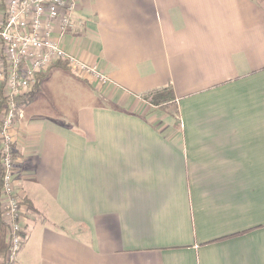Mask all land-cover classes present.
Returning <instances> with one entry per match:
<instances>
[{
  "label": "crops",
  "instance_id": "crops-1",
  "mask_svg": "<svg viewBox=\"0 0 264 264\" xmlns=\"http://www.w3.org/2000/svg\"><path fill=\"white\" fill-rule=\"evenodd\" d=\"M74 3L62 46L109 82L58 65L15 123V264H264V5Z\"/></svg>",
  "mask_w": 264,
  "mask_h": 264
},
{
  "label": "built area",
  "instance_id": "built-area-1",
  "mask_svg": "<svg viewBox=\"0 0 264 264\" xmlns=\"http://www.w3.org/2000/svg\"><path fill=\"white\" fill-rule=\"evenodd\" d=\"M74 10V0H0V207L7 226L6 264H15L26 238V208L16 190L17 157L12 134L23 116L19 101L32 92L42 75L58 65L97 83L99 88L109 82L96 66L86 64L62 46V40L74 28Z\"/></svg>",
  "mask_w": 264,
  "mask_h": 264
},
{
  "label": "trees",
  "instance_id": "trees-1",
  "mask_svg": "<svg viewBox=\"0 0 264 264\" xmlns=\"http://www.w3.org/2000/svg\"><path fill=\"white\" fill-rule=\"evenodd\" d=\"M257 1L264 5V0H257ZM41 81H42V78L40 77L38 79V83L35 86L33 92L30 95H28L27 102L31 101L37 94L38 87ZM142 100L147 105L154 107L157 110H162L163 112H165V110L170 107L176 108L175 97H174L171 87L151 91L143 95ZM19 103L21 102L19 101ZM2 176H3V169L0 163V206H1V198H2V195H1ZM6 233H7V226L3 219V214L1 211V207H0V264H6V261L4 260L6 251L8 249V244L6 241Z\"/></svg>",
  "mask_w": 264,
  "mask_h": 264
},
{
  "label": "rangeland",
  "instance_id": "rangeland-1",
  "mask_svg": "<svg viewBox=\"0 0 264 264\" xmlns=\"http://www.w3.org/2000/svg\"><path fill=\"white\" fill-rule=\"evenodd\" d=\"M65 69V68H64ZM67 70V69H66ZM68 71V70H67ZM68 72H70V71H68ZM34 90V89H33ZM33 90H32V92H33ZM31 92V93H32ZM30 93V94H31ZM29 94V95H30ZM27 99H28V96L24 99V100H22L21 101V106H20V108H21V110H22V114H23V121H25V119H27L29 116H31L34 112H36L37 111V109H38V107H40V105L41 104H39V105H37V106H31L30 107V102H27Z\"/></svg>",
  "mask_w": 264,
  "mask_h": 264
}]
</instances>
